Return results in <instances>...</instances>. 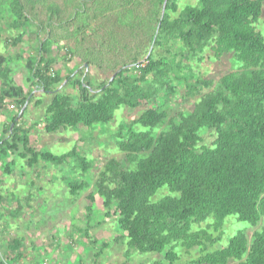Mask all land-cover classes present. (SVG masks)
<instances>
[{"label": "trees", "instance_id": "trees-1", "mask_svg": "<svg viewBox=\"0 0 264 264\" xmlns=\"http://www.w3.org/2000/svg\"><path fill=\"white\" fill-rule=\"evenodd\" d=\"M178 1L2 0L10 30L17 32L11 45L21 42L32 23L45 31L38 56L27 58L26 68L31 87L53 94L45 110L47 133L110 124L122 107L144 110L115 131L123 160L106 159L101 168L75 145L60 155L41 152L31 143V127L21 121L31 90L11 79L9 59L0 54V116H11L0 136V162L10 154L31 169L39 160L60 166L73 159L68 190L81 194L92 185L85 217L97 213L94 225L111 219V228L121 231L111 241L124 246L122 264L134 253L162 256L152 264H178V249L195 248L199 256L187 264H264V34L256 27L264 0H196L179 11ZM148 43L153 50L140 61ZM174 43L180 48L174 50ZM155 47L168 55L156 54ZM54 48L66 49L64 60L78 65L65 77L52 69L58 60L50 55ZM225 56L235 66L217 82L195 76L191 60ZM91 69L105 77L96 86ZM60 84L73 91L55 92ZM177 88H185L183 98H199L185 110H171L167 101ZM208 131L215 136L210 145L202 138ZM12 163H4V175ZM93 169L98 175L91 184ZM164 186L167 194L154 200ZM96 196L103 200V213L91 207ZM15 201L19 208H12L11 218L22 203ZM228 218L247 226L236 230ZM228 222L232 232L226 245L208 250L205 243L218 241ZM86 225L85 237L91 227ZM87 239L91 246L97 243ZM20 242H10L13 250ZM108 245L103 241L101 249ZM101 254L98 250L96 259ZM18 257H1L0 264H15Z\"/></svg>", "mask_w": 264, "mask_h": 264}, {"label": "rangeland", "instance_id": "rangeland-1", "mask_svg": "<svg viewBox=\"0 0 264 264\" xmlns=\"http://www.w3.org/2000/svg\"><path fill=\"white\" fill-rule=\"evenodd\" d=\"M196 0H179L178 1V11L187 3H195ZM6 4V3H5ZM4 5V4H3ZM2 5V0H0V19H2V29H0V44L2 40H7V44L3 43L0 45V54L4 56L8 60V65L11 69L10 77L11 79L19 86L25 87L27 90H31V100L30 104L28 105L26 111L21 118V121L25 124L32 125L33 128L30 129V140L34 147L39 149L41 152L44 153H51L53 155H60L62 153L69 152L73 146L75 145L78 149H80L81 154L88 157V160H94L96 166L103 167L106 159L109 158H116L119 160H123L122 154L118 151V149L114 145L115 139V131L121 122H130L133 119L137 118L138 115L144 110V108L140 107L137 109H129L127 107H122L118 110L115 114L114 121L110 124H96L93 126L91 130H87L86 128L79 126L77 129H67V130H59L56 133H47L43 127L44 117H45V110L51 98L53 96L52 93L43 92L39 88H33L27 83V78L29 76V72L27 67V58H35L38 56V46L40 42L45 38V31H37L35 24H31V26L24 29V37L22 38L21 42L18 43L16 47L11 45L8 41L10 40L11 36H16L17 32H12L10 30L9 24L11 23V19L9 16L6 15L5 5ZM6 15V16H5ZM5 16V17H4ZM173 17H176L177 14H172ZM1 23V20H0ZM257 29L260 30L264 34V14L263 17L257 24ZM72 42V41H70ZM62 43L59 44V47ZM68 47V46H67ZM164 47V46H163ZM174 50L179 49L180 45L178 43H174ZM69 48V47H68ZM153 48L152 43H148L145 45L144 55L140 58V61H144L147 57V53ZM154 52L156 54L161 55H168L163 51L161 47H155ZM66 53V49L57 50L54 48L51 50L50 55L55 56L58 60L53 65L52 69L54 72H58L61 76L69 74L72 69L77 67V63L75 60L65 61L64 57ZM57 54V55H55ZM44 57H47L46 54H43ZM68 58V57H67ZM233 59L229 56L223 57L220 61L215 60L214 58H207L203 61L191 60V68L193 72H195V76H198L201 79H213L214 82H217L219 77L226 72H229L234 68ZM70 62V63H69ZM79 72V70H77ZM76 72L77 76L81 75L80 73ZM91 80L96 86L97 83L103 81L105 77H100L97 72H94V69L90 70ZM29 87V88H28ZM185 88H177L176 95L170 97L167 102L168 108L171 110H175L176 108L186 109L189 106V102L199 98V97H188L183 98ZM211 89V88H210ZM55 92L59 93H70L72 88L70 86L65 87L64 84H60L59 86L54 89ZM208 91V90H206ZM29 96V97H30ZM197 96V95H196ZM28 97V98H29ZM29 100V99H28ZM39 101V105H36V101ZM152 105V103H150ZM13 109V114L17 113V106ZM35 129L38 130V133H34ZM160 129H163L161 127ZM158 128V130H160ZM203 144L210 145L214 140L215 136L212 131H208L202 135ZM14 159H19L18 157H13ZM6 160V157L4 158ZM66 164H62L60 166H56L53 162H46V161H38L32 169H35L36 172L40 174L42 178H47L54 174L57 180H55V194L52 198H46V191L45 189L40 190L38 189V184L33 181V184H29V168L23 169L26 173L25 181L28 183L26 184V188H22L13 184V187L21 188V191H17V193L13 194L15 197H27L28 194L31 195H38L39 197H33L34 202L43 204V207L46 208H37V216L33 218H29L28 216H24L28 221V226H31L28 229V236L27 239L34 241V244L41 245L42 241L45 244L43 248L49 250L47 248V242H52L54 239L55 246V259L51 256V254L47 253L43 255L42 253L38 252L35 255L34 259L31 255V263L32 264H52V260L55 261V264H122L125 260L123 253H124V246L121 243L112 242L111 240L114 239L116 235H120L121 231L116 228L106 229L107 227L103 224L102 232L87 230L88 236L91 239H96L97 246H91L87 237L83 235L84 230L86 228L85 223H89V226H92L97 223L98 214L95 213L92 217L86 218L83 210L79 211V207L82 203H87L83 201L82 194L77 193L76 195L70 194L69 184L74 182L72 174H74L71 168L74 166V160L67 159ZM4 163H7L4 161ZM42 163V164H41ZM123 166L127 167L125 163ZM11 170L14 173H17L20 169L16 170L11 165ZM52 173H51V171ZM32 172V171H31ZM13 177L16 178L15 174H11ZM33 176V174H30ZM91 176L89 182L92 184L93 181L96 179L98 175V171L93 169L91 171ZM62 176V177H59ZM35 178V176H34ZM18 179V178H17ZM11 180L12 178H8L7 181ZM16 183H20V181H14ZM23 189V190H22ZM168 188L166 186L160 188L156 195L154 196V200H157L159 197L164 196L167 194ZM31 192V193H29ZM54 193V192H53ZM49 210V211H48ZM45 211V212H44ZM75 214L76 217L73 218L71 215ZM83 217V220H82ZM232 219L235 223L236 230L246 227L245 223L237 221L235 218H228ZM109 221V219H107ZM111 220V219H110ZM231 222H228L225 227L223 228L222 234L220 239L215 243L210 244L206 242L205 245L208 250L214 251L221 247H224L228 241V237L232 232ZM85 227V228H84ZM81 229V230H79ZM201 229H205L209 235L215 239L217 233H215L212 229H207V225H202ZM113 232V234H112ZM252 233V229L249 230V234ZM42 240V241H41ZM107 242L108 248L101 249V243ZM30 247H25V252H28ZM203 248V247H201ZM100 250L102 252V256L96 260L95 254ZM50 251V250H49ZM180 254V261L178 264H187L188 261L195 259L199 256V249L195 248L191 251H184L181 249L177 250ZM49 255L48 259L47 256ZM43 260V258H45ZM162 256L157 255H147V254H138L134 253L131 256L128 264H152L155 260H160ZM42 260V261H41ZM76 260V261H75ZM104 260V261H100ZM27 261V260H26ZM97 262V263H96Z\"/></svg>", "mask_w": 264, "mask_h": 264}, {"label": "crops", "instance_id": "crops-1", "mask_svg": "<svg viewBox=\"0 0 264 264\" xmlns=\"http://www.w3.org/2000/svg\"><path fill=\"white\" fill-rule=\"evenodd\" d=\"M10 118H11L10 114H8L7 116H0V136H1L2 129L4 128V126L10 122ZM22 124H24L26 127L33 128L32 125H29V123L25 124L22 122ZM34 133L35 134L38 133V130L35 129ZM5 161L7 163L13 161L12 167L16 168V170H18V169H20V170L17 173L12 172V170H11L10 173H8L7 175L6 174L4 175L3 171L5 170L4 166L6 163L4 164V162H0V178L2 179V183L0 186V194L2 195V199L0 202V258L4 257V258L9 260L11 258H17V256H19L18 259L15 261V264H32L31 263V260H32L31 256L29 257L28 254L31 255V253H32V258L34 259L35 255H37L38 252L42 253L41 251L44 250L42 253L43 255H46L47 253H49L55 259V249H53V247L55 246L54 239H52L53 240L52 242H47L48 246H46V247L49 248L50 251L46 250V248H43V246L45 244H43L44 242L42 240H41L42 241L41 245H37V243L34 244L33 239L32 240L27 239L28 229L31 226H28V221L26 220V218L24 216H28L29 218H33L34 216H37L36 214H38L37 208L40 207V208L44 209V208H46V206L43 207V204L39 205L38 203L34 202V199H32V196L37 197V198L39 196L34 195L31 192H29V193H31L32 196L30 194H28L29 195V196H27L28 199H25V197H22V198L15 197L13 195L15 193L18 194V192L21 191L20 190L21 188L16 189V187H13V184H15L16 186L22 187V188L23 187L26 188V186H27L26 184H28L25 181V177L27 175L23 171V169H28V167L25 165V160L20 159V158L14 159L9 154L6 156ZM51 173H52V171H51ZM11 174H15L16 178L13 177ZM30 174H33V176H31ZM54 174H55V171H54ZM54 174L49 176L48 178L46 176V178L44 179L40 176L38 171L36 172L35 169L29 168V174H28L29 175V184H33L32 183L33 181L36 182L38 184V189H40V190L45 189V191L47 193L46 198H52V197H54V194H55V189H54L55 185H53V184L55 183V180H57ZM34 176H35V178H34ZM10 177L12 178V182H11V180L7 181V179ZM59 177H62V176H59ZM32 179H33V181H32ZM14 181H20V183H16ZM91 190H92V185L88 188V190L83 191V194H82L83 201H85V197H86L87 193ZM15 199L22 200V203L20 204V211H19L18 215L15 218H11L10 213L12 212V208L13 209L19 208V205L17 204ZM87 204L88 203H82L79 207L78 212L83 210V213L86 215L85 207ZM91 207L94 208L95 210H97V212L103 213L104 207H103L102 198L96 196L95 202L92 203ZM71 215L73 216V218L76 217L75 214L71 213ZM85 224H87V223H85ZM103 224L107 228L108 227L111 228V225H113L112 220L109 219V221H108L106 219L105 221L102 222L101 225H92L88 230L102 232L101 230H103ZM85 230H86V228H85ZM16 239L20 240L21 242H20L19 247L15 251V250H13L12 246L10 245V242H12L13 240H16ZM26 246L30 247L28 249V252H25ZM94 247H99V246H97V243H95ZM102 255L103 254H101L99 257H101ZM102 257H104V256H102ZM47 258L50 259L49 255L47 256ZM44 259H46V257L43 258V260ZM50 261H51V259H50ZM100 261H104V260H100ZM52 262H54L52 264H55L54 260H52Z\"/></svg>", "mask_w": 264, "mask_h": 264}, {"label": "built area", "instance_id": "built-area-1", "mask_svg": "<svg viewBox=\"0 0 264 264\" xmlns=\"http://www.w3.org/2000/svg\"><path fill=\"white\" fill-rule=\"evenodd\" d=\"M10 109H14V106L12 104L10 105ZM44 264H46V263H44Z\"/></svg>", "mask_w": 264, "mask_h": 264}, {"label": "water", "instance_id": "water-1", "mask_svg": "<svg viewBox=\"0 0 264 264\" xmlns=\"http://www.w3.org/2000/svg\"><path fill=\"white\" fill-rule=\"evenodd\" d=\"M163 5L165 6V3ZM164 6H163V8H164ZM162 13H163V10H162Z\"/></svg>", "mask_w": 264, "mask_h": 264}]
</instances>
